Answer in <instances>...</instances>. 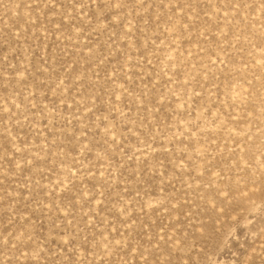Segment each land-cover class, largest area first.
<instances>
[{"label":"rangeland","instance_id":"obj_1","mask_svg":"<svg viewBox=\"0 0 264 264\" xmlns=\"http://www.w3.org/2000/svg\"><path fill=\"white\" fill-rule=\"evenodd\" d=\"M0 264H264V0H0Z\"/></svg>","mask_w":264,"mask_h":264}]
</instances>
